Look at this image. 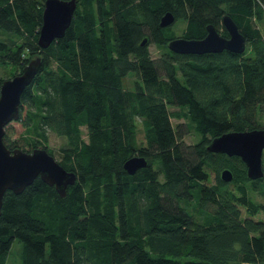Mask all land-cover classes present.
Listing matches in <instances>:
<instances>
[{
    "label": "trees",
    "instance_id": "obj_1",
    "mask_svg": "<svg viewBox=\"0 0 264 264\" xmlns=\"http://www.w3.org/2000/svg\"><path fill=\"white\" fill-rule=\"evenodd\" d=\"M45 1L0 0V66L13 68L0 86L43 58L17 120L31 149L7 127L4 141L31 152L47 149L50 131L65 137L58 161L77 180L66 197L40 177L6 192L0 264L16 240L22 264H264V178L207 149L224 133L264 128V0H79L65 36L43 49ZM168 11L185 23L181 35L160 25ZM225 15L246 37L243 53L169 49L175 37L204 38L209 24L229 37ZM135 155L148 165L131 175L124 162Z\"/></svg>",
    "mask_w": 264,
    "mask_h": 264
},
{
    "label": "water",
    "instance_id": "obj_2",
    "mask_svg": "<svg viewBox=\"0 0 264 264\" xmlns=\"http://www.w3.org/2000/svg\"><path fill=\"white\" fill-rule=\"evenodd\" d=\"M79 0H46L43 11V24L39 34V45L47 49L53 42L65 36L73 22ZM175 15L166 12L160 25L167 27L175 22ZM223 24L229 37L222 36L212 24L207 26V34L201 39L175 37L168 43L171 51L180 54L218 53L228 50L243 53L247 40L230 15H225ZM147 38L142 41L145 45ZM41 56L31 59L20 74L5 79L0 86V216L4 196L7 191L21 194L37 177L53 186L61 197L67 196L69 186L75 184L77 174L68 171L46 148L24 151L11 149L4 141L6 127L17 121L21 113V98L26 88L33 83L42 66ZM215 153L239 156L247 166L251 180L264 178V128L246 131H230L215 138L207 146ZM148 165L145 157L135 155L124 162L125 170L133 175ZM225 182H231L233 172L226 168L221 173Z\"/></svg>",
    "mask_w": 264,
    "mask_h": 264
},
{
    "label": "rangeland",
    "instance_id": "obj_3",
    "mask_svg": "<svg viewBox=\"0 0 264 264\" xmlns=\"http://www.w3.org/2000/svg\"><path fill=\"white\" fill-rule=\"evenodd\" d=\"M185 27V23L183 21H178L176 24L174 22V29L177 35H181L183 29ZM261 27L264 31V24H261ZM150 51L153 57H158L160 55L159 49L152 45L150 46ZM13 72V68L11 66H6L5 68L0 66V78H7L9 76V73ZM133 80V77L129 78V81L131 82ZM174 110V108H172ZM262 122L264 123V116L261 119ZM180 120L176 118H172V123L175 126ZM7 133L8 135L12 138V140L18 139L21 143V146L25 149H31V145L28 143L27 140L22 139L23 137H27V133L25 131V128L23 125L17 121L11 122L7 126ZM83 137L87 139L86 135V129L83 128ZM138 137H139V142H142L144 139V131H143V126L140 121H138ZM198 136L196 135L195 131L192 130L190 134H187L185 137V141L187 144H194L197 142ZM66 145V139L65 137L58 135L57 133L50 131L49 133V141L46 143L47 149L51 152L54 153V156L56 157L57 160L60 159L61 157V149ZM210 184L216 183V174L214 172L211 173ZM250 196L257 198V199H262V197L258 194H254L251 192ZM257 218L264 220V213H260ZM7 264H22V243L19 241H15L13 243L12 249L8 255L7 258Z\"/></svg>",
    "mask_w": 264,
    "mask_h": 264
}]
</instances>
